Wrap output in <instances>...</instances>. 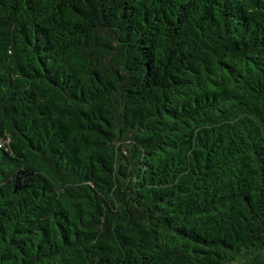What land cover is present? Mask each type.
<instances>
[{
    "label": "trees",
    "instance_id": "trees-1",
    "mask_svg": "<svg viewBox=\"0 0 264 264\" xmlns=\"http://www.w3.org/2000/svg\"><path fill=\"white\" fill-rule=\"evenodd\" d=\"M0 264H264V0H0Z\"/></svg>",
    "mask_w": 264,
    "mask_h": 264
}]
</instances>
